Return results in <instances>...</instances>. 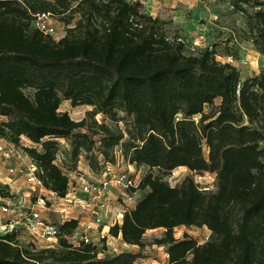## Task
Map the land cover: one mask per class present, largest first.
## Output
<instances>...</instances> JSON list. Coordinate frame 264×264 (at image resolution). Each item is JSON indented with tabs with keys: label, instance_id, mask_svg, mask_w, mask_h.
<instances>
[{
	"label": "trees",
	"instance_id": "1",
	"mask_svg": "<svg viewBox=\"0 0 264 264\" xmlns=\"http://www.w3.org/2000/svg\"><path fill=\"white\" fill-rule=\"evenodd\" d=\"M90 3L101 26L92 9L86 22L80 18L56 40L34 25L31 12L63 13L72 0H0V115L7 117L0 136L18 142L25 135L39 144L26 150L46 187L59 194L68 178L54 162L62 147L57 139L71 143L74 167L85 153L93 169L97 140L107 160L120 144L148 170L139 184L143 195L112 235L144 247V230L164 228L153 242L166 246L169 264H264V69L242 80L236 65L217 60L209 48L186 53L182 40L170 39L139 2ZM254 16L263 37L264 8ZM64 99L94 105L93 116L109 111L116 121L124 109L131 128L75 120L59 110ZM85 125L98 130L75 132ZM179 166L215 170V187L200 189L191 174L171 185L163 174ZM179 225H206L213 235L202 243L188 233L176 237ZM17 236V230L0 235V264H139L142 257L132 251L97 257L91 245L72 248L64 239L59 249L35 248Z\"/></svg>",
	"mask_w": 264,
	"mask_h": 264
},
{
	"label": "built area",
	"instance_id": "2",
	"mask_svg": "<svg viewBox=\"0 0 264 264\" xmlns=\"http://www.w3.org/2000/svg\"><path fill=\"white\" fill-rule=\"evenodd\" d=\"M31 14L34 25L44 34L52 35L54 26L50 19L54 14L51 11ZM228 57L233 62L234 58ZM241 62L254 64L247 58H241ZM31 146L39 147V144L23 139L22 135L18 142L0 136V155L9 162L6 178L8 183L14 184L0 203V235L17 230L21 241L20 232L24 229L30 236L26 243L35 248L59 246L60 240L64 239L72 248L89 244L97 252V257H103L110 236L121 238L120 233L110 235V229L121 226L126 214L136 206L140 198L139 184L148 168L131 161L130 155L124 154L122 149L115 151L114 160H107L100 150H94L98 155L99 173L85 177L77 171V163L73 169H65L61 147L54 162L68 179L66 192L59 194L44 184L39 175L40 166L26 150ZM86 165L92 168L88 160ZM189 171L200 189L215 187V170ZM72 221H76L74 226L63 229L65 223Z\"/></svg>",
	"mask_w": 264,
	"mask_h": 264
},
{
	"label": "rangeland",
	"instance_id": "3",
	"mask_svg": "<svg viewBox=\"0 0 264 264\" xmlns=\"http://www.w3.org/2000/svg\"><path fill=\"white\" fill-rule=\"evenodd\" d=\"M22 1V0H20ZM105 0H95L97 4ZM131 3L139 2L140 10L146 14L156 17L161 23L165 34L170 38H178L184 43V51L186 53H197L201 49L209 48L213 50L217 60L221 62H229L232 56L233 64L239 70L241 79L254 76L264 69V36L262 37L261 26L254 16L259 8L264 5L259 4L260 0H250L249 2L236 0H128ZM94 10L93 20L101 26L102 17L100 13L93 7L90 0H72V6L65 12H56L50 21L54 26L52 37L59 39L67 33L68 27L75 26L80 18L83 22L87 21V12ZM75 32L80 33V29L76 28ZM241 58L253 60L254 64H243ZM28 93H32L29 89ZM219 104V99L215 100L214 107ZM61 109L68 111L75 120L85 118L86 124L92 123L96 118L109 124L112 128H131L132 117L126 113L124 109L119 108L120 121L113 119L109 111L101 113V115H91L95 111L92 104L80 103L73 105L70 99H64ZM209 107L206 106V110ZM0 116V124L3 121ZM199 118V114L194 116ZM98 130L96 127L88 128L87 125L79 127L76 133L89 132ZM94 137L99 138V134L95 133ZM50 138V137H47ZM128 140V135L124 141ZM58 141L65 150L63 164L65 169L74 167V158L71 154V143L59 138ZM100 142L94 146L97 151ZM120 144L115 146V151L121 150ZM206 148V147H205ZM77 171L86 176H92L93 173H99L98 169L87 167L88 157L85 153L78 156ZM80 161V162H79ZM8 160L0 155V188L6 190L14 187V184L8 183ZM76 166V164H75ZM67 171V170H66ZM98 171V172H97ZM155 174L162 173L160 170H153ZM190 174L188 168L176 167L172 172L163 174V177L170 184L179 183L186 175ZM25 187V186H24ZM14 191V190H13ZM143 195V191H139V197ZM3 196L0 194V203ZM184 233H188L194 237L199 243L210 239L213 235L211 229L206 225H179L174 228L176 237H182ZM112 235V234H110ZM164 235V228H153L144 230L141 238L146 242L144 247L135 244H128L121 238L110 236L106 252L102 255L111 256L121 251L141 252L142 257L137 258L139 264H169L168 253L165 245H158L153 242L154 238ZM22 244L28 245L26 240L30 238L28 232L24 229L20 232ZM54 248L59 249V246Z\"/></svg>",
	"mask_w": 264,
	"mask_h": 264
},
{
	"label": "crops",
	"instance_id": "4",
	"mask_svg": "<svg viewBox=\"0 0 264 264\" xmlns=\"http://www.w3.org/2000/svg\"><path fill=\"white\" fill-rule=\"evenodd\" d=\"M219 99V102H220V98H218ZM62 104V103H61ZM59 110H61V111H64L63 109H61V105H60V107H59ZM2 118V120H6L7 119V117L6 116H4V115H0ZM22 138L23 139H27V140H30L29 138H27L25 135H22ZM23 160H26L25 159V157H23ZM16 162H17V160H16ZM180 167H185V168H187L186 166H180ZM22 179V178H21ZM16 186V185H15Z\"/></svg>",
	"mask_w": 264,
	"mask_h": 264
}]
</instances>
